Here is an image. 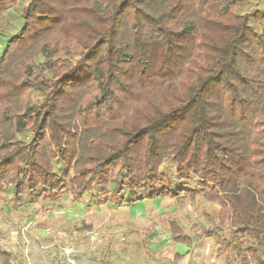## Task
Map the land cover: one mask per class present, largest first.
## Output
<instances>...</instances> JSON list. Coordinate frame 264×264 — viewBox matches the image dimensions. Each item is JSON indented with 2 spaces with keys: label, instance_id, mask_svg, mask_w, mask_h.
<instances>
[{
  "label": "trees",
  "instance_id": "obj_1",
  "mask_svg": "<svg viewBox=\"0 0 264 264\" xmlns=\"http://www.w3.org/2000/svg\"><path fill=\"white\" fill-rule=\"evenodd\" d=\"M246 4L0 0L19 27L0 57V191L18 206L203 196L226 264H264V9Z\"/></svg>",
  "mask_w": 264,
  "mask_h": 264
},
{
  "label": "rangeland",
  "instance_id": "obj_2",
  "mask_svg": "<svg viewBox=\"0 0 264 264\" xmlns=\"http://www.w3.org/2000/svg\"><path fill=\"white\" fill-rule=\"evenodd\" d=\"M263 9L264 0H247L238 11ZM8 19L0 21L5 33L0 57L9 36L19 30ZM32 98L42 101L43 94L35 92ZM7 195L0 191V248L10 253L9 264H64L70 258L78 264H226L233 258L204 232L216 225L211 219L221 209L203 196L144 199L127 206L106 197L98 203L89 194L81 201L63 195L54 202L18 206ZM173 220L190 235L191 246L172 240ZM0 264L8 262L0 257Z\"/></svg>",
  "mask_w": 264,
  "mask_h": 264
},
{
  "label": "built area",
  "instance_id": "obj_3",
  "mask_svg": "<svg viewBox=\"0 0 264 264\" xmlns=\"http://www.w3.org/2000/svg\"><path fill=\"white\" fill-rule=\"evenodd\" d=\"M64 264H78L77 261H75L74 259H69L67 262H65Z\"/></svg>",
  "mask_w": 264,
  "mask_h": 264
},
{
  "label": "crops",
  "instance_id": "obj_4",
  "mask_svg": "<svg viewBox=\"0 0 264 264\" xmlns=\"http://www.w3.org/2000/svg\"><path fill=\"white\" fill-rule=\"evenodd\" d=\"M65 261V260H62V262Z\"/></svg>",
  "mask_w": 264,
  "mask_h": 264
}]
</instances>
